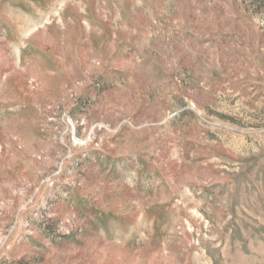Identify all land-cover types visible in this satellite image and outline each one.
Here are the masks:
<instances>
[{
    "label": "rangeland",
    "instance_id": "rangeland-1",
    "mask_svg": "<svg viewBox=\"0 0 264 264\" xmlns=\"http://www.w3.org/2000/svg\"><path fill=\"white\" fill-rule=\"evenodd\" d=\"M0 264H264V0H0Z\"/></svg>",
    "mask_w": 264,
    "mask_h": 264
}]
</instances>
